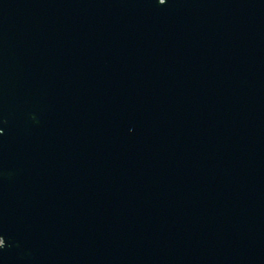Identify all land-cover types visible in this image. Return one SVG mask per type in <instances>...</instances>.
I'll list each match as a JSON object with an SVG mask.
<instances>
[{"label": "water", "instance_id": "water-1", "mask_svg": "<svg viewBox=\"0 0 264 264\" xmlns=\"http://www.w3.org/2000/svg\"><path fill=\"white\" fill-rule=\"evenodd\" d=\"M0 264H264V0H0Z\"/></svg>", "mask_w": 264, "mask_h": 264}, {"label": "snow or ice", "instance_id": "snow-or-ice-1", "mask_svg": "<svg viewBox=\"0 0 264 264\" xmlns=\"http://www.w3.org/2000/svg\"><path fill=\"white\" fill-rule=\"evenodd\" d=\"M165 3V0H160V4L161 5H163ZM3 132V129L2 128H0V133H2ZM0 237H2V236H0Z\"/></svg>", "mask_w": 264, "mask_h": 264}]
</instances>
